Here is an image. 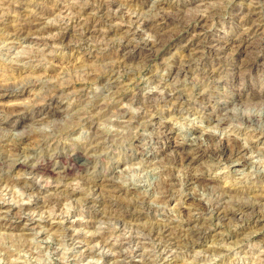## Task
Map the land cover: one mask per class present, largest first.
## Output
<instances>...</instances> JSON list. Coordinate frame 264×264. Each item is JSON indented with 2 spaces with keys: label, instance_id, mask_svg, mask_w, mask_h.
<instances>
[{
  "label": "rangeland",
  "instance_id": "374dc122",
  "mask_svg": "<svg viewBox=\"0 0 264 264\" xmlns=\"http://www.w3.org/2000/svg\"><path fill=\"white\" fill-rule=\"evenodd\" d=\"M94 1H0V264H264V0Z\"/></svg>",
  "mask_w": 264,
  "mask_h": 264
},
{
  "label": "bare ground",
  "instance_id": "6f19581e",
  "mask_svg": "<svg viewBox=\"0 0 264 264\" xmlns=\"http://www.w3.org/2000/svg\"><path fill=\"white\" fill-rule=\"evenodd\" d=\"M1 1V0H0ZM91 1V0H90ZM96 1V0H95ZM94 1V2H95ZM104 1V0H103ZM106 1H109V0H106ZM112 1V3H114L113 2V0H111ZM97 2V1H96ZM110 2V1H109ZM156 2V1H155ZM3 3V2H2ZM100 3V2H99ZM98 3V4H99ZM104 4L105 2H101L100 4ZM111 3V4H112ZM154 3V2H153ZM110 4V5H111ZM200 4V3H199ZM202 4V3H201ZM200 4V5H201ZM205 4V3H204ZM206 4H207V2H206ZM79 5V4H78ZM90 5V4H89ZM93 5H94V3H93ZM149 5V4H148ZM203 5V4H202ZM212 5H213V3H212ZM107 6H108V4H107ZM120 6V5H119ZM208 6H210V4H208ZM216 6V5H215ZM214 6V7H215ZM219 6V5H218ZM227 6V5H226ZM92 7H94V6H92ZM206 7V6H205ZM214 7H211L212 9L214 8ZM217 7V6H216ZM215 7V8H216ZM81 8V7H80ZM85 8V7H84ZM103 8H107V7H104L103 6ZM208 8V7H207ZM218 8V7H217ZM220 8V7H219ZM255 8V7H254ZM253 8V9H254ZM90 9V8H89ZM116 9V8H115ZM121 9V8H120ZM128 9V8H127ZM198 9V8H197ZM206 9V8H205ZM211 9V10H212ZM249 9H250V7H249ZM91 10V9H90ZM99 10V9H98ZM117 10V9H116ZM199 11H200V9H198ZM220 10V9H219ZM251 10V9H250ZM79 11V10H78ZM94 11H96V10H94ZM111 11V10H110ZM252 11V10H251ZM250 11V12H251ZM7 12V11H6ZM105 12V11H104ZM204 12V11H203ZM205 12H207V11H205ZM212 11H210V13H211ZM220 12V11H219ZM248 12V11H247ZM257 12V11H256ZM165 13V12H164ZM198 13H200V12H198ZM215 13V12H214ZM249 13V12H248ZM253 13H255V11L253 12ZM147 14V13H146ZM166 15H167V13H165ZM191 14V13H190ZM205 14V13H204ZM213 14V13H212ZM212 14H210V15H212ZM217 14V13H216ZM85 15V14H84ZM106 15V14H105ZM114 15V14H113ZM144 15V14H143ZM159 15V14H158ZM175 15V14H174ZM185 15V14H184ZM28 16V15H27ZM132 16V15H131ZM160 16H161V14H160ZM162 16H163V14H162ZM169 16H171V15H169ZM208 16H209V14H208ZM159 17V16H158ZM174 17V16H173ZM194 17V16H193ZM196 17V16H195ZM204 17H207L206 15H203V13H202V15L200 16V18L199 19H203ZM211 17V16H210ZM214 17V16H213ZM110 18V17H109ZM114 18V17H113ZM157 18V17H156ZM165 18H166V20H167V16H165ZM175 18V17H174ZM130 19V16H129V18H128V20ZM138 19V18H137ZM162 19V18H161ZM198 19V20H199ZM206 19V18H205ZM207 19H208V17H207ZM247 19V18H246ZM32 20V19H31ZM106 20H108V19H106ZM144 21H148V20H145V19H143ZM156 20V19H155ZM166 20H164V21H166ZM174 20V19H173ZM175 20H177V18L175 19ZM244 20V19H243ZM87 21V20H86ZM134 21V20H133ZM133 21H132V23H133ZM140 21V20H139ZM162 22H164L163 20H161ZM178 21V20H177ZM180 21V20H179ZM203 21V20H202ZM249 21V20H248ZM254 21H255V19H254ZM3 22V21H2ZM107 22V21H106ZM130 22V21H129ZM143 22V21H142ZM158 22V21H157ZM167 22V21H166ZM164 23L163 25H161V27L159 28V29H157L156 28V30H155V32L157 31V33H158V40H156L155 42L154 41H151V42H149V43H147L146 45H148L147 47L149 48V51H154V50H156L158 47H160L161 45H163L162 44V41H163V36H161V38H160V35H161V31H164L165 29H167L168 27H167V23ZM185 22V21H184ZM250 22V21H249ZM108 23V22H107ZM140 23H141V21H140ZM160 23V22H159ZM169 23V22H168ZM178 23V22H177ZM186 23V22H185ZM255 23H257V22H254V24ZM106 24V23H105ZM128 24V23H127ZM131 24V23H130ZM142 24V23H141ZM174 23L173 22H171L170 23V25H173ZM258 24V23H257ZM34 25V24H33ZM53 25V24H52ZM147 25V24H146ZM169 25V24H168ZM180 25H182V24H180ZM25 26V25H24ZM139 26V25H138ZM152 26H153V24H152ZM177 26H179V25H176V27ZM190 26V25H189ZM45 26H42V28H44ZM47 27H48V25H47ZM154 27V26H153ZM170 27H172V26H170ZM249 27V26H248ZM21 28V27H20ZM52 28V27H51ZM50 28V29H51ZM54 28V27H53ZM57 28H59V27H57ZM149 28V27H148ZM263 28V27H262ZM32 29H33V27H32ZM47 29V28H46ZM49 29V30H50ZM86 29H87V27H86ZM130 29V28H129ZM139 29V28H138ZM153 29V28H152ZM174 29V28H173ZM243 29V28H242ZM246 29V28H245ZM244 29V30H245ZM248 29V28H247ZM249 29H251V27L249 28ZM255 29V28H254ZM12 30V29H11ZM22 30V29H21ZM26 30V29H25ZM25 30H23V31H25ZM29 30V29H28ZM45 30V29H44ZM81 30V29H80ZM83 30V29H82ZM88 30V29H87ZM132 30V29H131ZM144 30V29H143ZM154 30V29H153ZM170 30V29H169ZM257 30V29H256ZM5 31V30H4ZM47 31V30H46ZM61 31V30H60ZM133 31V30H132ZM168 31V30H167ZM176 31V30H175ZM247 31V30H246ZM21 32V31H20ZM20 32H15V33H17V35H20ZM28 32H31L30 30L28 31ZM90 32V31H89ZM169 32V31H168ZM173 32V31H172ZM172 32L170 31L169 32V34L171 33L172 34ZM248 32H250V31H248ZM124 33V32H123ZM164 33V32H163ZM162 33V34H163ZM202 33V32H201ZM60 35H62V33L60 32L59 33ZM79 34V33H78ZM84 34V33H83ZM135 34V33H134ZM133 34V35H134ZM167 34V33H166ZM170 34V35H171ZM248 34V33H247ZM262 34V33H261ZM27 35V34H26ZM85 35V34H84ZM88 35V34H87ZM125 35V34H124ZM196 35H198V34H196ZM43 36V35H42ZM64 36H65V34H64ZM81 36H82V34H81ZM153 36V35H152ZM155 36H157L156 34H155ZM193 36V35H192ZM191 36V37H192ZM5 37V36H4ZM15 37V36H14ZM19 37V36H18ZM23 37V36H22ZM61 37V36H60ZM86 37V36H85ZM84 37V38H85ZM92 37V36H91ZM121 37V36H120ZM168 37H170V36H168ZM195 37V36H194ZM198 37V36H197ZM57 38V37H56ZM59 38V37H58ZM57 38V39H58ZM78 38V37H77ZM153 38V37H152ZM166 38V37H165ZM164 38V39H165ZM21 39V38H20ZM61 39H64V37L63 38H61ZM218 39V38H217ZM248 39V38H247ZM4 40V39H3ZM56 40V39H55ZM60 40V39H59ZM83 40V39H82ZM87 40V39H86ZM118 40V39H117ZM131 40V39H130ZM130 40H129V42H130ZM167 40V39H166ZM165 40V41H166ZM188 40V39H187ZM45 41V40H44ZM61 41V40H60ZM63 41V40H62ZM126 41V40H125ZM136 41V40H135ZM250 41V40H249ZM128 42V41H127ZM189 42V41H188ZM187 42V43H188ZM207 42V41H206ZM144 43V42H143ZM128 44V43H127ZM140 44V43H139ZM145 44V43H144ZM229 44V43H228ZM129 45V44H128ZM207 45V44H206ZM205 45V46H206ZM240 46H241V44H239ZM238 45V46H239ZM63 46H64V44H63ZM133 46V45H132ZM141 46V45H140ZM189 46V45H188ZM224 46V45H223ZM223 46H220V44L219 43H215V42H211L210 43V46H209V48L207 49V52L209 53V54H212L213 56L215 55V57L217 56L218 58H215L217 61L214 63L213 61H212V64H209L208 65V72L206 71L207 69L205 68V72H207L206 74L207 75H217L218 76V74H219V72H218V69L219 68H217L219 65V63H221V60H223V59H221V52H220V50H221V48L223 47ZM120 47V46H119ZM129 47V46H128ZM199 47V46H198ZM208 47V46H207ZM248 47V46H247ZM133 48V47H132ZM136 48V47H135ZM138 48V47H137ZM136 48V49H137ZM147 48V49H148ZM134 49V48H133ZM142 49V48H141ZM159 49V48H158ZM157 49V50H158ZM198 49H202V48H198ZM232 49V48H231ZM247 49V48H246ZM124 50V49H123ZM127 50H129V49H127ZM132 50V49H131ZM189 50H192V48H190ZM196 50V49H195ZM203 50V49H202ZM193 51V50H192ZM192 51H191V53H192ZM223 51V50H222ZM243 51V50H242ZM245 51V50H244ZM243 51V52H244ZM249 51V50H248ZM150 52V53H151ZM155 52V51H154ZM198 52V50L197 51H195L194 53H192V56L193 57H191V55H190V57L192 58V59H194V56H197V53ZM249 52H251V51H249ZM256 52H257V50H256ZM261 51H259V53H260ZM189 53V52H188ZM187 53V54H188ZM224 53V52H223ZM245 53H246V51H245ZM147 54V56H148V53H146ZM200 54V53H199ZM247 54H249V53H247ZM205 55V54H204ZM208 55V54H207ZM189 56V55H188ZM200 56V55H199ZM209 56V55H208ZM250 56V55H249ZM210 57V56H209ZM188 58V57H187ZM196 58V57H195ZM198 58V57H197ZM199 58H201V57H199ZM189 59V58H188ZM191 59V60H192ZM198 61H199V59H197ZM205 60V59H204ZM195 61V60H194ZM201 61V60H200ZM247 61V60H246ZM182 62V61H181ZM187 62H189V60L187 61ZM186 62V63H187ZM193 62V61H192ZM242 62H245V60L244 61H242ZM262 62V66H264V56H262L261 54H255L253 57H252V55H251V58L246 62V63H242V64H237V65H235V68H237V69H240V68H245V70L247 69V68H253V67H256L257 65H258V63H261ZM112 63V62H111ZM195 63V62H194ZM204 63V62H203ZM113 64V63H112ZM179 65V64H178ZM177 65V66H178ZM180 65H181V63H180ZM188 65V64H187ZM218 65V66H217ZM189 66V65H188ZM117 67V66H116ZM113 68H115V67H113ZM178 69V71H179V73H180V71H182L184 68L183 67H181V68H177ZM176 69V70H177ZM264 69V68H263ZM113 70H115V69H113ZM113 70H111V71H113ZM185 71H186V69H185ZM243 71V70H242ZM177 72V71H176ZM100 73V72H99ZM108 73V72H107ZM111 73V72H110ZM178 73V72H177ZM118 74H120V72L118 73ZM188 75V74H187ZM95 76V75H94ZM110 75H108V77H109ZM114 76V75H113ZM169 76V75H168ZM96 77V76H95ZM111 77V76H110ZM102 78V77H101ZM101 78H100V80H101ZM196 78V77H195ZM197 78H199V77H197ZM214 78H216V77H214ZM219 78H221V77H219ZM93 79V78H92ZM97 79H98V77H97ZM107 79V78H106ZM91 80V79H90ZM227 80V79H226ZM95 81V80H94ZM260 81V80H259ZM60 82V81H59ZM70 82V81H69ZM185 82V81H184ZM12 84V83H11ZM14 84V83H13ZM12 84V85H13ZM18 84V83H17ZM28 84V83H27ZM52 84V83H51ZM4 85V84H3ZM11 85V86H12ZM48 85V84H47ZM261 85V84H260ZM55 86V85H54ZM0 87H3L4 88V86H0ZM10 87V86H9ZM20 87V86H19ZM51 87V86H50ZM52 87H53V85H52ZM58 87V86H57ZM61 87V86H60ZM165 87V86H164ZM6 88V87H5ZM56 88V87H55ZM168 88V87H167ZM20 89V88H19ZM47 89V88H46ZM57 89V88H56ZM62 89V88H61ZM5 90V89H4ZM51 90H53V89H51ZM58 90V89H57ZM57 90H55L54 92H57ZM6 91H9V89L8 88H6ZM44 91H46L45 89H44ZM63 91V90H62ZM9 92H11V91H9ZM115 92V91H114ZM118 92V91H117ZM170 92V91H169ZM58 93V92H57ZM108 93V92H107ZM177 93V92H176ZM49 94V93H48ZM50 94H51V91H50ZM117 94V93H116ZM168 94V93H167ZM171 95H172V93H170ZM54 96L55 94H51V96ZM61 95V94H60ZM89 95H92V94H89ZM99 95V94H98ZM106 95V94H105ZM169 95V94H168ZM170 95V96H171ZM175 95V94H174ZM177 95V94H176ZM204 95V94H203ZM252 95V94H251ZM44 96V95H43ZM50 96V98H49V101L50 100H53V96L51 97ZM55 96H57V94L55 95ZM263 96V95H262ZM46 97H48V96H46ZM58 97V96H57ZM56 98V97H55ZM151 98V97H150ZM168 98H171V97H168ZM177 97H175V96H173V98L172 99H176ZM43 99V98H42ZM171 99V100H172ZM47 100V99H46ZM59 100V99H58ZM140 100V99H139ZM56 101V100H55ZM92 101V100H91ZM110 101V100H109ZM148 101H149V99H148ZM156 101V100H155ZM177 101V100H176ZM104 102V101H103ZM102 102V103H103ZM140 102V101H139ZM174 102V101H173ZM80 103V102H79ZM92 103V102H91ZM186 103V102H185ZM198 103V102H197ZM261 103V102H260ZM53 104V103H52ZM105 104V103H104ZM160 104V103H159ZM51 105V104H50ZM146 105V104H145ZM38 106V105H37ZM88 106V105H87ZM150 107V106H149ZM164 107V106H163ZM171 107V106H170ZM82 108V107H81ZM100 108V107H99ZM119 108V107H118ZM144 108H146V107H144ZM42 109V108H41ZM78 109V108H77ZM146 109H148V108H146ZM150 109V108H149ZM115 110V109H114ZM145 110V109H144ZM187 110V109H186ZM44 111V110H43ZM154 111V110H153ZM152 111V112H153ZM151 112V113H152ZM18 113V112H17ZM103 113V112H102ZM145 113H146V111H145ZM144 113V114H145ZM150 113V112H149ZM150 113V114H151ZM93 114V113H92ZM118 114V113H117ZM141 114V113H140ZM143 114V115H144ZM152 115V114H151ZM172 115V114H171ZM93 116V115H92ZM178 116V115H177ZM89 117H91L90 115H89ZM108 117V116H107ZM130 117V116H129ZM133 117V116H132ZM170 117V116H169ZM217 117H219V116H217ZM93 118V117H92ZM141 118V117H140ZM79 119V118H78ZM86 119V118H85ZM90 119V118H89ZM127 120V119H126ZM222 120V119H221ZM86 121V120H85ZM152 122V121H151ZM154 122V121H153ZM221 122V121H220ZM257 122H258V120H257ZM89 123V122H88ZM92 124V123H91ZM115 124V123H114ZM159 125V124H158ZM238 126V125H237ZM252 126V125H251ZM171 127V126H170ZM233 128V127H232ZM251 128V127H250ZM100 129V128H99ZM158 129V128H157ZM188 130V129H187ZM248 130V129H247ZM256 130V129H255ZM262 130V129H261ZM169 131V130H168ZM95 132H98V131H95ZM95 132L93 133V135L95 134ZM253 132V131H252ZM256 132V131H255ZM50 133V132H49ZM54 133V132H53ZM53 133H51V135L53 134ZM188 133V132H187ZM96 134H98V135H100V133H96ZM258 134V133H257ZM49 135V134H48ZM50 135V136H51ZM123 135V134H122ZM156 135V134H155ZM208 135V134H207ZM262 135V134H261ZM260 135V136H261ZM15 136V135H14ZM97 136V135H96ZM101 136V135H100ZM19 137V136H18ZM92 137V136H91ZM94 137V136H93ZM92 137V138H93ZM113 137V136H112ZM185 137V136H184ZM217 137V136H216ZM95 138V137H94ZM97 138V137H96ZM215 138V137H214ZM213 138V139H214ZM229 138H231V137H229ZM16 139V138H15ZM44 139H46V138H44ZM49 139V138H48ZM108 139V138H107ZM206 138H204V140H205ZM210 139V138H209ZM208 139V140H209ZM213 139H212V141H213ZM218 139H220V138H218ZM226 139V141H225V143L223 144V146L222 147H218V148H216V147H214L215 149H213V150H207V149H205L204 148V146H203V148H202V146H200L202 149H203V151H206V152H208V153H210V154H213V155H216V156H218V159H219V157H223V160H225V161H229V163H235L236 162V159L235 160H233V158L235 157V156H237L239 153H241L242 151H241V148L238 146V144L235 142V141H232V140H228L227 139V137L225 138ZM233 139V138H232ZM112 140V139H111ZM215 140H217V139H215ZM235 140V139H234ZM91 141V140H90ZM90 141H88V142H90ZM121 141V140H120ZM218 141V140H217ZM94 142H96V140L94 141ZM132 142V141H131ZM219 142V141H218ZM222 142V141H221ZM18 143V142H17ZM92 143V142H91ZM136 143V142H135ZM205 143H207V141L205 142ZM97 144V143H96ZM214 144H216V142L214 141ZM213 144V142H212V145H214ZM218 144H220V143H218ZM218 144H216V145H218ZM222 144V143H221ZM90 145V144H89ZM92 146L93 145H95L94 143L93 144H91ZM199 145V144H198ZM203 145V144H202ZM207 145H209L208 143H207ZM211 145V144H210ZM241 145V144H240ZM14 146V145H13ZM109 146V145H108ZM215 146V145H214ZM219 146V145H218ZM17 147V146H16ZM15 147V148H16ZM89 147V146H88ZM199 147V148H200ZM211 147V146H210ZM92 148V147H91ZM96 148V147H95ZM193 148V147H192ZM200 148V149H201ZM211 149V148H210ZM11 150V149H10ZM9 150V151H10ZM96 150H97V148H96ZM189 149H187V151H188ZM191 150V149H190ZM196 150V149H195ZM12 151V150H11ZM192 151V150H191ZM14 152V151H13ZM182 152H184V151H182ZM92 153V152H91ZM90 153V154H91ZM193 153V152H192ZM14 154H15V152H14ZM93 154V153H92ZM95 154V153H94ZM181 154V153H180ZM184 154V153H183ZM203 154V153H202ZM97 155V154H96ZM191 153L190 152H186V154H185V156H184V160L183 161H188L190 158H191ZM208 155V154H207ZM57 156V155H56ZM215 156V157H216ZM55 157V156H54ZM179 158V157H178ZM182 158V157H181ZM216 159V158H215ZM182 160V159H181ZM213 160V159H212ZM222 160V159H221ZM183 161H181V163L183 162ZM191 161V160H190ZM217 161V160H216ZM178 162V161H177ZM220 162H222V161H220ZM239 162V161H238ZM157 163V162H156ZM170 163V162H169ZM172 163V162H171ZM223 163H224V161H223ZM24 165V168H26L27 170H29L31 173H39V172H42L43 170H42V168H41V166L38 164V163H34V164H30V165H28V164H23ZM156 165V164H155ZM185 165H187V164H185ZM184 165V166H185ZM182 166V165H181ZM215 167V166H214ZM206 168V167H205ZM164 170V169H163ZM70 171V169L69 168H67V170H65V172L63 173V172H61V173H63V174H61V173H59V175L61 174L63 177L64 176H66L67 174H68V172ZM53 174H56L57 172H52ZM169 173V172H168ZM172 173V172H171ZM175 173V172H174ZM179 173V172H178ZM41 174V173H40ZM173 174V173H172ZM180 174V173H179ZM58 175V176H59ZM146 175V174H145ZM166 175V174H165ZM62 176H61V178H62ZM160 176V175H159ZM185 176V175H184ZM80 177V176H79ZM57 178H59V177H57ZM64 178H66V177H64ZM83 178V177H82ZM88 179H90V177L88 178ZM84 180V179H83ZM89 181V180H88ZM159 182V181H158ZM242 182V181H241ZM90 183V182H89ZM92 183V182H91ZM160 183V182H159ZM164 183V182H163ZM165 183H166V181H165ZM8 184V183H7ZM27 184V183H26ZM161 184H162V182H161ZM169 184V183H168ZM167 184V185H168ZM172 184V183H171ZM184 184V183H183ZM53 185V184H52ZM69 185V184H68ZM154 185H156V184H154ZM153 185V186H154ZM158 185V184H157ZM160 185V184H159ZM191 185V184H190ZM90 186V185H89ZM152 186V187H153ZM161 186V185H160ZM163 186V185H162ZM161 186V187H162ZM165 186V185H164ZM160 187V188H161ZM214 187V186H213ZM47 188V187H46ZM70 188V187H69ZM78 188V187H77ZM84 188V187H83ZM117 188V187H116ZM156 188V187H155ZM159 188V187H158ZM165 188L168 190V188L165 186ZM178 188V187H177ZM179 188H181V187H179ZM66 189V188H65ZM72 190H73V188H72ZM82 190V189H81ZM157 190V189H156ZM163 188H162V192H163ZM166 190V191H167ZM185 190V189H184ZM31 191V190H30ZM69 191V190H68ZM77 191V190H76ZM172 191H173V189H172ZM71 192V191H70ZM75 192V190H73V193ZM80 192V191H79ZM169 192H170V190H169ZM243 192V191H242ZM241 192V193H242ZM62 193V192H61ZM98 193V192H97ZM231 193V192H230ZM240 193V194H241ZM256 193V192H255ZM70 194V193H69ZM82 194V193H81ZM162 194V193H161ZM163 194H167V192H163ZM192 194V193H191ZM226 194V193H225ZM224 194V195H225ZM237 194L239 195V193L237 192ZM243 194H245V193H243ZM68 195V194H67ZM173 195V194H172ZM188 195V194H187ZM251 195V194H250ZM210 196V195H209ZM227 196H228V194H227ZM243 196V195H242ZM241 196V197H242ZM78 197V196H77ZM163 197V196H162ZM161 197V198H162ZM168 197V196H167ZM222 197V196H221ZM229 197V196H228ZM251 197V196H250ZM257 197H258V200H264V198H263V195H261V196H259V195H257ZM104 198V197H103ZM230 198V197H229ZM245 198V197H244ZM247 198V197H246ZM131 199V198H130ZM144 199V198H143ZM160 199V198H159ZM166 199V198H165ZM210 199V198H209ZM241 199H243V198H241ZM256 199V198H255ZM145 200V199H144ZM257 200V199H256ZM65 201V200H64ZM132 201V200H131ZM217 201V200H216ZM220 201V200H219ZM58 202V201H57ZM193 202V201H192ZM210 202V201H209ZM218 202V201H217ZM228 202V201H227ZM226 201L224 202V204H222V206H221V208H223V211H222V214L224 215V216H226V215H228L229 214V211L227 210L228 208V205H226V203H227ZM231 202V201H230ZM234 202V201H233ZM238 202V201H237ZM236 202V203H237ZM257 202V201H256ZM132 203V202H131ZM216 203V202H215ZM245 203V202H244ZM261 203V202H260ZM264 203V202H263ZM108 204V203H107ZM140 204H141V202H140ZM193 204L194 205H196V206H200L199 205V203L197 202V203H194L193 202ZM219 204H220V202H219ZM233 204V203H232ZM235 204V203H234ZM221 205V204H220ZM264 205V204H263ZM129 206V205H128ZM133 206V205H132ZM196 206H193V207H196ZM204 206V205H203ZM217 206H218V204H217ZM230 206V205H229ZM239 206V208H238V210H240V209H242V208H244L243 206H240V205H238ZM249 206V205H248ZM255 206V205H254ZM22 207V206H21ZM119 207H120V205H119ZM259 207V206H258ZM112 208V207H111ZM139 208V207H138ZM134 210H136L137 208H133ZM199 209H203V208H201V207H199L198 208V210ZM231 209H232V207H231ZM234 209V208H233ZM237 209V208H236ZM235 209V210H236ZM254 209H255V207H254ZM258 209H260V208H258ZM257 209V210H258ZM263 209V208H262ZM256 210V209H255ZM264 210V209H263ZM132 211V210H131ZM218 211H221V209L220 210H218ZM234 211V210H233ZM243 211V210H242ZM241 211V212H242ZM135 212V211H134ZM154 212V211H153ZM190 213V212H189ZM233 213V212H232ZM232 213H231V216H232ZM252 214V213H251ZM20 215V214H19ZM117 215V214H116ZM115 215V216H116ZM114 216V215H113ZM141 216V215H140ZM223 216V217H224ZM229 216V215H228ZM241 216V215H240ZM186 217H188V215L186 216ZM185 217V218H186ZM195 218V217H194ZM239 218V217H238ZM188 220H186L188 223H187V225H189V221L191 220V218H187ZM196 219V218H195ZM109 220H111V219H109ZM183 220H184V218H183ZM170 221V220H169ZM169 221H166V222H169ZM182 221V220H181ZM172 222V221H171ZM183 223V222H182ZM195 223V222H194ZM193 223V224H194ZM156 224V223H155ZM165 224H167V223H165ZM165 224H162V225H164V226H166V227H168V225H165ZM177 224V223H176ZM198 224V223H197ZM157 225V224H156ZM171 225V224H170ZM205 225V224H204ZM152 226V225H151ZM155 226V225H154ZM150 227L149 228V232L150 233H153V234H158V232H159V230H158V228L156 229V227ZM158 226H159V223H158ZM174 226V225H173ZM180 226V225H179ZM190 226H192V224L190 225ZM148 227V226H147ZM187 227V226H186ZM189 227V226H188ZM204 227V226H203ZM163 228V227H162ZM181 227H179V229H180ZM191 228V227H190ZM169 229H170V227H169ZM176 229V228H175ZM178 229V228H177ZM182 229V231H183V227L181 228ZM180 229V230H181ZM185 229V228H184ZM204 229V228H203ZM165 230V229H164ZM174 230V229H173ZM186 230H188V229H186ZM185 230V231H186ZM191 230V229H190ZM190 230H188V231H190ZM132 231V230H131ZM169 231V230H168ZM177 231V230H176ZM181 231V232H182ZM187 231V232H188ZM193 231V230H192ZM196 231V230H195ZM195 231H193V232H195ZM167 232V231H166ZM174 232V231H173ZM191 232V231H190ZM248 232V231H247ZM250 232V231H249ZM178 233V232H177ZM198 233H200V231L198 232ZM156 234V235H157ZM170 234V233H169ZM172 234V233H171ZM180 234H182V233H180ZM191 234V233H190ZM175 235H177L176 233H175ZM194 235H196V234H194ZM155 236V235H154ZM161 236V235H160ZM163 236V235H162ZM166 236H167V234H166ZM170 235H168V237H169ZM173 236V235H172ZM178 236V235H177ZM177 236H173V238L175 237H177ZM180 236V235H179ZM183 236H184V233H183ZM182 236V237H183ZM187 235H185L184 237H186ZM189 236V235H188ZM198 236V235H197ZM132 237V236H131ZM154 238V237H153ZM152 238V239H153ZM170 238V237H169ZM188 238V237H187ZM149 239V238H148ZM162 239H163V237H162ZM166 239V238H165ZM178 239H179V237H178ZM185 239V238H184ZM190 239V238H189ZM189 239H187V241L189 240ZM194 239V238H193ZM175 240V239H174ZM186 240V239H185ZM191 240V239H190ZM162 241V240H161ZM160 241V242H161ZM164 241V240H163ZM182 241V240H181ZM195 241V240H194ZM193 241V242H194ZM168 242H170V240H168ZM167 242V243H168ZM172 242V241H171ZM171 242H170V244H171ZM185 242V241H184ZM166 243V244H167ZM183 243V242H182ZM183 244H185V243H183ZM155 246V245H154ZM181 246H183L182 244H181ZM23 247V246H22ZM175 247V246H174ZM179 247V246H178ZM188 247V246H187ZM166 249H167V247H166ZM178 249V248H177ZM1 252V251H0ZM119 255V254H118ZM119 259V258H118ZM124 259V258H123ZM121 260V259H120ZM154 261V260H153ZM119 262V261H118ZM149 262V261H148Z\"/></svg>",
  "mask_w": 264,
  "mask_h": 264
}]
</instances>
